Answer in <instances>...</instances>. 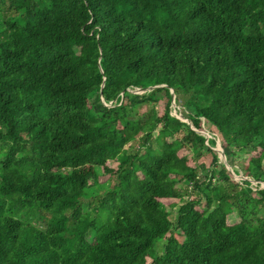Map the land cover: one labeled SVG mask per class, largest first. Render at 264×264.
<instances>
[{"label":"trees","instance_id":"obj_1","mask_svg":"<svg viewBox=\"0 0 264 264\" xmlns=\"http://www.w3.org/2000/svg\"><path fill=\"white\" fill-rule=\"evenodd\" d=\"M216 139L264 183V0H0V264H264Z\"/></svg>","mask_w":264,"mask_h":264},{"label":"rangeland","instance_id":"obj_2","mask_svg":"<svg viewBox=\"0 0 264 264\" xmlns=\"http://www.w3.org/2000/svg\"><path fill=\"white\" fill-rule=\"evenodd\" d=\"M136 92H138V91H136ZM184 99H185L184 96H180L179 105H182V104H183ZM166 102H167L166 99L163 97L162 100L157 104V106H156V110H157V112L159 113V115H161V114L163 113V111H164V107H165V105H166ZM147 109H148L147 107H144L143 109H141V112H145ZM188 113H189V111H188L187 109H183V108H181L180 106H176V105H175V107L171 106V114H172L173 116L178 117L181 121H186L187 123L190 124V122L187 121V120H185V119H184V116H183V114H188ZM205 129H206V130L208 129V130L212 131L213 134H217L216 131H215L214 129H212L211 127H209L208 125H205ZM210 136H212V135H210ZM151 143L154 145L153 142H151ZM139 147H140V142L137 140L135 143H133V144L130 146V149H129V150H131V151H133V150H137ZM214 148H215V147H213V149H214ZM211 150H212V149H211ZM186 157H187L188 159H190V158L192 157L191 153L189 152L188 154H186ZM211 161H212V156H211V154H209V153H204V154L202 155V157L199 158V159L197 160V164H198V165H199V164H203V165H205L206 168H209L210 165H211ZM219 162L221 163L220 160H219ZM229 163H230V164H233V166H235L239 171H240V170L242 169V167L244 166V165H243V164H244L243 160H242V159H237V158H235V157L229 159ZM227 165H228V167H229L228 172L230 173V176L232 177V179H234V180H235V179H238L235 175H233V174L231 173L232 168L229 166V164H227ZM108 166H109L110 168H115V167H116V164H115V163H110V164H108ZM232 171H233V170H232ZM240 173H241V172H240ZM240 173H239V174H240ZM239 174H238V175H239ZM241 174H242V173H241ZM242 175H243V174H242ZM103 176H104V175H101V176H100V182H102V181H103V182L106 181V178H107V177H103ZM243 176H244V175H243ZM201 178H203V174H201ZM106 184H107L108 186H112V185H114V184H115V179H114L113 177L110 178V179L107 181ZM183 185L185 186L186 183L183 182ZM261 187H262V186H261ZM263 187H264V185H263ZM185 189H187V192H189L190 195L187 194L188 196L184 198V201H186V200L189 199V198H191V199H192V198H196L197 195H195V194H193L192 192H190V191L188 190V187H186ZM261 189H263V188H261ZM102 192H103V191H101V193H102ZM93 201H94V203H96V201H97V197H96ZM169 204H170V201H165V202H164V205H165L167 211H170V208L167 207ZM87 208H88V204L85 203V204L83 205V210L86 211ZM175 211H176L175 208L172 209V210L170 211L171 213H170L169 218H170L171 221L174 220V217H175ZM257 212H258V215H259V216H264V208H262L260 212H259V211H257ZM235 218H236V217H234V219H235ZM235 221H237V218H236L234 221H232L231 218L228 219V222H229L230 224L233 223V222H235ZM161 244H162V242H159V243L157 244V245H158V247H157L158 250H160V248H161ZM148 262H149V261H148Z\"/></svg>","mask_w":264,"mask_h":264},{"label":"water","instance_id":"obj_3","mask_svg":"<svg viewBox=\"0 0 264 264\" xmlns=\"http://www.w3.org/2000/svg\"><path fill=\"white\" fill-rule=\"evenodd\" d=\"M160 87H165V86H160ZM153 88H147V89H144V90H137L138 92L134 91L133 93H136V94H142L144 92H147V91H150L152 90ZM170 94H171V98H172V102H171V106L175 107V95L173 93L172 90H170ZM178 118V117H177ZM179 119V118H178ZM180 120V119H179ZM183 122H186V121H183ZM187 123V122H186ZM189 124V123H188ZM202 136H204L207 139H209V135L207 132H201L200 133ZM214 152H216L217 156H218V159L221 161V163L225 166V168L227 170H229V167L227 165V161H226V157H225V154L220 146V143L216 141V144H215V148H211ZM232 172V171H231ZM264 185V183H262ZM264 189V188H263Z\"/></svg>","mask_w":264,"mask_h":264},{"label":"built area","instance_id":"obj_4","mask_svg":"<svg viewBox=\"0 0 264 264\" xmlns=\"http://www.w3.org/2000/svg\"><path fill=\"white\" fill-rule=\"evenodd\" d=\"M217 142H219L218 139H216ZM232 171V170H231ZM233 175H235L238 179H233L235 182H237L238 184H242L243 181H249L250 182V187L253 190H257V189H261L264 188L263 184L260 183L258 185V183H256L255 181H252L250 178L243 176L241 173L239 175H236L233 171L231 172ZM262 186V187H261Z\"/></svg>","mask_w":264,"mask_h":264}]
</instances>
